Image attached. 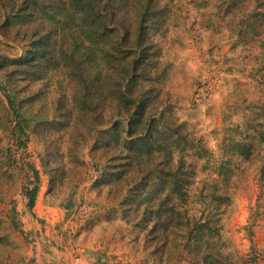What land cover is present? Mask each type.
<instances>
[{"label":"rangeland","instance_id":"rangeland-1","mask_svg":"<svg viewBox=\"0 0 264 264\" xmlns=\"http://www.w3.org/2000/svg\"><path fill=\"white\" fill-rule=\"evenodd\" d=\"M156 7L167 13L148 31L155 103L174 112L204 155L186 153L191 183L180 209L189 218L212 214L211 252L224 264H264V0H157ZM52 74L29 90L41 89L32 110L46 121L61 118L73 87L61 71ZM84 138L81 151L67 134L50 131L42 140L63 148L55 158L57 148H50L46 169L37 136L21 153L0 124V161H13L0 176V264H198L186 230L172 228L160 243L148 232L153 222L137 225L142 217L128 210L127 186L113 189L99 179L93 155L105 162L104 154L91 153L88 130ZM239 142L246 154L233 150ZM28 161L40 173L33 215L26 206L25 188L34 185ZM222 194L228 199L218 203Z\"/></svg>","mask_w":264,"mask_h":264},{"label":"trees","instance_id":"trees-1","mask_svg":"<svg viewBox=\"0 0 264 264\" xmlns=\"http://www.w3.org/2000/svg\"><path fill=\"white\" fill-rule=\"evenodd\" d=\"M156 4L157 0H0V108L6 111L5 116L0 114V124L12 137L11 147L21 153L37 136L46 151L42 159L46 169L53 164L50 148H57L50 152L55 158L63 147L43 137L58 130L81 147L88 130L91 153L101 152L105 160L93 155L94 172L113 189L127 186L128 210L142 217L137 225L153 222L147 229L155 231L160 243L170 240L172 228L186 230L187 244L194 242L200 264H224L218 251L211 252L212 214L189 218L180 209L187 203L191 183L186 153L204 155L194 138L183 135L174 112L160 111L155 103L150 57L154 43L148 31L157 28V19L167 13ZM58 71L73 85L71 99L66 108V95L61 94V118L46 121L32 110L41 89L29 90ZM233 150L246 154V145L235 143ZM12 162L9 157L0 161L4 179L3 168ZM29 162L34 185L25 188V195L33 215L40 173ZM48 173L52 179V171ZM227 199L224 194L217 197L218 203ZM174 221L178 224L172 225Z\"/></svg>","mask_w":264,"mask_h":264}]
</instances>
